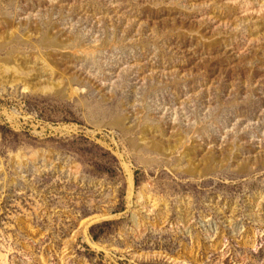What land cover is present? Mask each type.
<instances>
[{
	"label": "rangeland",
	"instance_id": "374dc122",
	"mask_svg": "<svg viewBox=\"0 0 264 264\" xmlns=\"http://www.w3.org/2000/svg\"><path fill=\"white\" fill-rule=\"evenodd\" d=\"M0 264H264V0H0Z\"/></svg>",
	"mask_w": 264,
	"mask_h": 264
},
{
	"label": "water",
	"instance_id": "95a60500",
	"mask_svg": "<svg viewBox=\"0 0 264 264\" xmlns=\"http://www.w3.org/2000/svg\"><path fill=\"white\" fill-rule=\"evenodd\" d=\"M99 62H100V55L92 56V57L87 59V61H86L87 64L85 63L86 64L85 67L91 68V70H92V67H94V69L96 71H98L99 68H100V63ZM116 91L117 90L114 87L112 89V92L115 93ZM154 91H156L155 88L150 87L148 89V92H154ZM94 94H95L94 91L90 90L89 97H90L91 100L88 101V103H87V107H88V109L90 111V114L91 115H95V114H98V113L99 114H104V113L108 112V110H109V112H111L113 114L112 122L114 123V125H110V127L115 128V129H117L120 132L121 131L123 132V130H119L116 127V126H119V125L123 126V123H124V120H125V116L123 115V107L125 106V104H124L125 102L123 101V99H115L114 98V99L110 100L109 102H105V101L103 102V101L98 100L97 98L94 99V97H93ZM110 105H113V108L110 109V107H109ZM145 107L147 108L148 105L145 104ZM217 119L216 120L214 119V120L218 121ZM208 128H209V125H207V127H204V130L207 131Z\"/></svg>",
	"mask_w": 264,
	"mask_h": 264
}]
</instances>
